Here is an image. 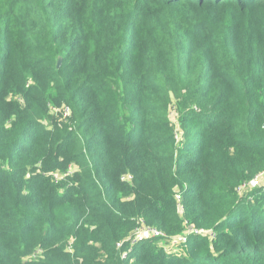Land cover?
Listing matches in <instances>:
<instances>
[{
	"label": "trees",
	"instance_id": "trees-1",
	"mask_svg": "<svg viewBox=\"0 0 264 264\" xmlns=\"http://www.w3.org/2000/svg\"><path fill=\"white\" fill-rule=\"evenodd\" d=\"M263 171L264 0H0V264H264Z\"/></svg>",
	"mask_w": 264,
	"mask_h": 264
},
{
	"label": "built area",
	"instance_id": "built-area-1",
	"mask_svg": "<svg viewBox=\"0 0 264 264\" xmlns=\"http://www.w3.org/2000/svg\"><path fill=\"white\" fill-rule=\"evenodd\" d=\"M69 115V110L64 109V116ZM55 179L60 180V175H55ZM264 185V171L259 173L255 178L246 185L241 187V190L249 187L251 189L261 187ZM238 193L241 191L238 190ZM179 203L180 198L177 195L175 197ZM216 232L213 230L196 228L192 224L185 222V230L176 236H166L160 230L155 227L148 226L144 219L139 218L137 220L136 228L118 244L116 248L120 249L126 245V251L121 253V259H126L130 253L132 247L143 241H158V245L166 251L167 254H178L181 252L183 245H185L191 236H198L207 239L211 244L216 239Z\"/></svg>",
	"mask_w": 264,
	"mask_h": 264
},
{
	"label": "rangeland",
	"instance_id": "rangeland-1",
	"mask_svg": "<svg viewBox=\"0 0 264 264\" xmlns=\"http://www.w3.org/2000/svg\"><path fill=\"white\" fill-rule=\"evenodd\" d=\"M168 115L170 119L171 126L173 129H177L176 124H177V116H178V111H177V106L175 103L169 108L168 110ZM248 183L245 185L247 186Z\"/></svg>",
	"mask_w": 264,
	"mask_h": 264
},
{
	"label": "water",
	"instance_id": "water-1",
	"mask_svg": "<svg viewBox=\"0 0 264 264\" xmlns=\"http://www.w3.org/2000/svg\"><path fill=\"white\" fill-rule=\"evenodd\" d=\"M58 66H59V63H58Z\"/></svg>",
	"mask_w": 264,
	"mask_h": 264
}]
</instances>
